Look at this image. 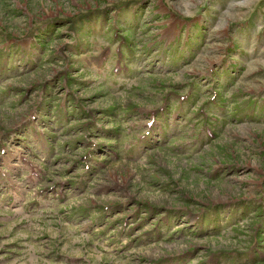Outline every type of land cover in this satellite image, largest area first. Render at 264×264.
<instances>
[{
	"label": "rangeland",
	"instance_id": "rangeland-1",
	"mask_svg": "<svg viewBox=\"0 0 264 264\" xmlns=\"http://www.w3.org/2000/svg\"><path fill=\"white\" fill-rule=\"evenodd\" d=\"M156 263L264 264V0H0V264Z\"/></svg>",
	"mask_w": 264,
	"mask_h": 264
},
{
	"label": "trees",
	"instance_id": "trees-1",
	"mask_svg": "<svg viewBox=\"0 0 264 264\" xmlns=\"http://www.w3.org/2000/svg\"><path fill=\"white\" fill-rule=\"evenodd\" d=\"M156 114V113H155ZM156 264H162V263H156Z\"/></svg>",
	"mask_w": 264,
	"mask_h": 264
}]
</instances>
